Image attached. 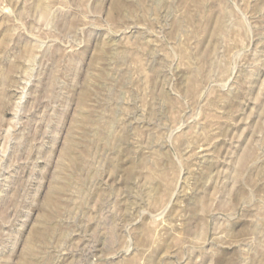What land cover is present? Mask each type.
Instances as JSON below:
<instances>
[{
    "label": "rangeland",
    "instance_id": "rangeland-1",
    "mask_svg": "<svg viewBox=\"0 0 264 264\" xmlns=\"http://www.w3.org/2000/svg\"><path fill=\"white\" fill-rule=\"evenodd\" d=\"M0 264H264V0H0Z\"/></svg>",
    "mask_w": 264,
    "mask_h": 264
}]
</instances>
